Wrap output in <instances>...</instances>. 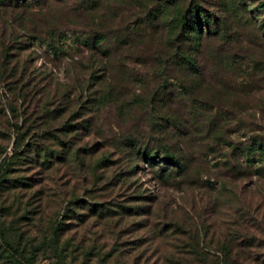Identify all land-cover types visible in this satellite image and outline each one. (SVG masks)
Masks as SVG:
<instances>
[{
	"label": "rangeland",
	"instance_id": "obj_1",
	"mask_svg": "<svg viewBox=\"0 0 264 264\" xmlns=\"http://www.w3.org/2000/svg\"><path fill=\"white\" fill-rule=\"evenodd\" d=\"M38 1L0 6V264H264V154L232 150L264 134V0H172L210 24L202 79L171 96L147 63L174 48L170 3ZM163 144L181 175L130 151Z\"/></svg>",
	"mask_w": 264,
	"mask_h": 264
},
{
	"label": "trees",
	"instance_id": "obj_2",
	"mask_svg": "<svg viewBox=\"0 0 264 264\" xmlns=\"http://www.w3.org/2000/svg\"><path fill=\"white\" fill-rule=\"evenodd\" d=\"M35 4L39 3L38 0H33ZM165 3H170L172 5V10L174 11L170 18L166 21V25L168 26L169 35H167L165 42L168 44L172 42V37H175V45L173 48V45H169V49H163L160 53V59L157 57L152 56V58L147 63H150L152 65L151 70H153L154 73L159 75V78L161 80V84H158V93L157 95H165L168 94V96H171L169 94L170 90H166L167 86H171L172 84L169 83L168 78H173L176 81H178L181 86H183L185 83H193V85H198V79H202L203 73H204V66L202 64V56L199 52V45H201L202 40V28H205L207 31L209 28V20L206 18L205 15L200 14L199 12V4L196 1L190 2L188 6H179L178 4H175L172 0H164ZM26 4H28L27 0H20L17 2V0H0V6H9V7H24ZM193 12V16L190 15ZM34 38H37V35L32 36ZM186 38H189L191 41L197 45L194 50L188 49L185 50L184 44L186 43ZM104 36L102 33H97L92 36H88L85 38L84 44L87 49H91L92 47H97L101 44L103 41ZM164 42V43H165ZM1 49V61H4L5 55L7 54V51L9 50V44L7 43H1L0 44ZM47 46L53 51V53H57L58 51H61L62 49L60 47L55 46L51 41L47 42ZM101 46V45H100ZM103 51V52H102ZM102 53H105L104 50H102ZM158 56L159 54L156 53ZM218 57V55L216 56ZM172 66V67H171ZM173 68L175 73H172L173 77L171 76V73L168 71L169 68ZM169 73L170 76L166 75ZM184 90L187 92H190V90L183 86ZM167 95L161 98V100L166 101L168 97ZM158 97V96H157ZM168 99H172L171 97H168ZM196 100V98H192V100ZM157 100V98L152 97L151 102L152 104ZM159 103V102H158ZM166 105L165 102H163V106ZM210 107V106H209ZM196 109V108H194ZM159 117V116H158ZM195 117V116H194ZM162 120L165 122L171 123L173 126V129L176 131L179 129L177 127L178 119L180 117H177L175 114L170 113L168 110H164L163 115L160 116ZM180 125V123H179ZM166 129L163 128L159 130L158 132H164ZM180 133V131L178 132ZM176 133V134H178ZM182 134V133H181ZM179 134V135H181ZM178 135V136H179ZM161 148L151 147L149 145L144 146L142 149L136 148L130 146V151L132 153H135L137 156L140 155L142 159L145 160V163H149V165H154L158 167V177L161 179H166L167 177L171 176V173L174 172L176 175H181L183 170V164L181 162V156L180 154H177L174 152L171 147L167 144H163V146H160ZM233 152H236L239 155L244 154L246 150H253L258 151L261 154H264V134L258 135L254 134L249 140L248 143L245 145H242L241 147H232ZM245 159V158H244ZM246 161V160H245ZM159 163H163V165H160ZM248 163V160H247ZM172 167H175L174 170ZM254 172L257 175L262 174L264 171V161H259L258 164L253 168ZM1 175V174H0ZM96 206V204H93ZM137 206H124L122 207V210H127L130 213L136 211ZM170 227L173 226L175 229H177L178 224L175 222L169 223ZM182 225V224H179ZM192 244H188L191 248H194L197 244V238L191 242ZM194 245V246H193ZM197 248V246H196ZM182 256H184L182 254ZM185 259V258H183ZM187 261H191L192 259H186ZM176 262L178 261L177 258L170 259L167 257V262ZM194 261V259H193ZM187 264V263H186Z\"/></svg>",
	"mask_w": 264,
	"mask_h": 264
}]
</instances>
